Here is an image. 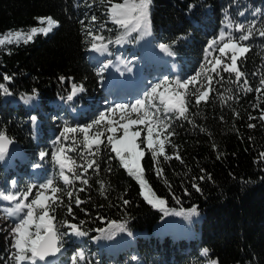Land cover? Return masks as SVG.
Listing matches in <instances>:
<instances>
[{"label":"trees","instance_id":"1","mask_svg":"<svg viewBox=\"0 0 264 264\" xmlns=\"http://www.w3.org/2000/svg\"><path fill=\"white\" fill-rule=\"evenodd\" d=\"M122 1L111 0L112 3ZM109 6L108 0H0V34L8 30L27 31L38 25L37 17L52 16L59 22L50 33L37 34L28 43L20 40L0 46V84L14 96L33 93V90L38 96L37 104L27 107L4 98L0 91V131L23 154L22 158L14 159L13 166L0 160V188L11 187V182L16 181L18 189H26L29 184L38 185L49 177L55 178L63 188L59 167L53 163L51 152L69 145L74 150L68 155L77 166L95 159L99 170L88 169L84 176L89 182L87 185L74 181L63 194V205H57L52 214L61 231H67L62 227L64 220L77 224L83 220L81 227L89 235L65 238V256L59 260L54 258L49 264H71L78 248L86 252L83 264H210L213 260L218 264H264V157H261L264 121L259 119L264 110V91H255L264 77V38L254 35L247 41L251 51L239 61L253 91L245 90L244 78L234 82L235 74L224 72L223 65L217 69L219 76L211 73L208 63L222 56L221 42L217 39L222 30L238 36L240 33L234 31L236 23L247 26L255 20L257 29L264 26V11L255 13L256 9L264 10V0H152L150 42L156 47L161 43L171 45L174 55H168V61L175 65V70H170L150 64L146 74L152 84L165 77L170 81L186 80L203 72L202 65L214 78L206 103L196 104L192 96L194 88L190 86L186 118L178 114L171 117V130L175 134L168 137L171 143L165 142L170 159L157 157L163 174L157 175V163L150 151L145 150L141 159L151 191L166 201L169 210L183 209L187 213L195 207V213L190 214L192 232L184 230L179 235L175 233L179 227L171 224L179 215L170 212L165 216L144 199L136 179L111 151L105 139L106 129L95 155L82 147L83 133L69 134L68 140H56L66 122L76 127L87 125L99 116L101 105L97 99L104 100L106 90L99 80L104 73H99L89 56L95 36L103 37L96 43L108 45L105 61L119 64L121 57L125 69L133 63L140 65V58H133L134 55L145 61L149 48L141 41L140 31L115 24L109 18ZM92 16L97 19L93 21ZM89 31L93 36L88 35ZM118 38L122 39L120 44L115 43ZM210 41L216 43L209 47ZM230 55L222 57L225 63H231ZM5 75L12 79L5 81ZM61 76L66 78L64 82ZM73 82L85 89L76 97L75 104H87L74 114L65 106L50 103L55 97L67 94ZM205 82L206 77H202L200 84ZM141 90L133 91L131 96L135 100L142 98ZM228 96L233 99L228 100ZM33 114L38 119L35 126ZM249 124L255 127L250 128ZM96 130L97 126H93L91 131ZM141 134L138 144H142L147 129ZM73 136L79 143L74 142ZM41 151L47 153L43 160L39 157ZM35 163L41 165L40 169L31 170L29 166ZM193 183L200 191L192 187ZM81 188L84 191H79ZM67 191L74 193L71 200L74 219L67 215L70 202ZM76 196L84 201L80 207L75 205ZM124 200L129 203L125 205ZM109 221L124 223L126 231L131 233V241L120 246L117 254L115 250L110 254L105 249L99 254L98 239L92 237H99L101 233L97 229L103 228L107 230L102 234L104 240L110 241L117 231L111 234ZM8 230H0V264L7 259ZM87 244L95 247L94 255ZM204 249L209 250L207 256L202 255Z\"/></svg>","mask_w":264,"mask_h":264},{"label":"snow or ice","instance_id":"2","mask_svg":"<svg viewBox=\"0 0 264 264\" xmlns=\"http://www.w3.org/2000/svg\"><path fill=\"white\" fill-rule=\"evenodd\" d=\"M108 2L110 4L107 9L109 18L115 24L124 27L126 30H135L143 27L146 32L150 31V6L152 0H123V3H112L111 0H108ZM190 7L192 6L190 5ZM262 11L264 10L256 9L255 13H261ZM36 19L38 26H33L26 32L16 31L10 35L15 36L17 42L20 41L21 37H24L23 42L28 43L37 34L47 35L55 27L59 26V22L52 16L37 17ZM91 19L95 21L97 18L96 16H92ZM255 24V20L247 26L236 23L234 31L240 33L238 36L233 35L232 31L222 30L217 38L221 42L219 52L222 56L216 57L214 63L208 62L211 73L219 76L220 73L217 69L223 65L224 72L235 74L234 82L239 83L244 78L243 85L246 91H253V89L248 86L249 81L245 78L246 74L241 71L239 61L241 58H246V54L251 51V46L246 43L247 41L252 39L254 35L264 38V26L257 29ZM88 35L93 36V33L89 31ZM181 38L183 37H178V39ZM97 40H103V37H94L91 43V50L100 54L108 52V45L96 43ZM12 42L9 36L0 37V44ZM121 42L122 39L120 38L115 41L116 44H120ZM175 43L176 41H172V44ZM215 43L216 41H210L209 47ZM158 47L168 55H174L171 51V45L161 43ZM228 53H231L230 64L225 63L222 59V57L228 56ZM110 64L111 61L101 66L99 73H102ZM202 69L203 72H197L195 76L189 77L186 80L178 78L175 81H170L165 77L163 80L153 83L144 92L143 98L136 99L127 104L113 103L101 111L99 116L87 125L70 127L66 122L56 140H68L70 138L69 134L83 133L82 147L87 149L89 154L95 155L99 152V146L103 143L102 137L105 134L104 129H106L108 133H111V135L107 136V143L111 145V151L116 154L121 166L128 171L129 175L136 179L141 188V195L149 204L154 208H159L164 212L165 216L169 215L170 212L175 215L193 214L196 211L195 207L187 210V213L183 209L180 211L169 210L166 207V201L155 196V193L151 191L145 179V169L141 164V159L145 155V150L150 151L153 161L157 163V175L163 174V170L158 167L157 157L162 156L165 160L170 159L165 152V142L171 143L168 137L175 134L171 130L170 120L175 114L185 117V113L188 111L187 94L189 87L192 86L194 88L192 96L197 105L201 102L206 103L210 99L214 78L209 74L207 67L202 65ZM128 71H131V69L129 68ZM202 77H206L204 84H200ZM11 79L12 77L10 76H4L5 81ZM65 79L63 76L60 77L61 82H64ZM68 79L71 80V78ZM172 84H175L176 87L172 88ZM259 84L260 86L256 87L255 91H264V77L260 79ZM0 91L6 95L10 94L4 84H0ZM84 91L85 89L82 84L78 86L73 82L66 100L71 102L78 93ZM220 95L223 100V93ZM35 96L36 90H33L31 96L26 95L22 99L27 103L35 99ZM227 99L231 100L233 97L228 96ZM249 119H255V117L249 116ZM259 119L264 121V110H261ZM32 120L35 122L36 117L33 116ZM102 124L103 127H99ZM138 125H144L147 129V135L143 136L142 144L137 143V138L142 135L141 131L134 130V126ZM93 126H97L95 133L91 131ZM248 126L250 128L255 127L253 124H249ZM120 130H122L123 134L117 136L116 133ZM162 133H166L163 138H161ZM72 139L74 142L79 143V141L75 140L74 136ZM11 143L12 141L7 137L6 133L0 131V160L5 158ZM73 150L69 145H63L58 151L53 150L51 152L53 163L59 167V179L63 181V188L58 186L53 177L47 178L38 185L29 184L26 189H18L16 181L12 182L11 187L6 185L0 188V202H6L0 203V219L12 220V226L8 230L10 238L9 250L4 264H49V257H54L62 252L65 238L70 236L87 237L89 235L81 227L85 223L83 220L79 221L78 224L72 223L71 220H64L62 227L67 229V231H61L55 224V217L52 214L55 212L57 205H63V194L66 189L73 185L74 181H80L82 184L87 185L89 182L84 176L88 169L99 170V164L95 159L86 160L85 164L77 166L68 155V152ZM46 156L47 153L44 151L39 153L41 160ZM261 157H264V152L261 153ZM176 158L179 159L180 157L177 156ZM40 166L39 164L34 165L35 168H39ZM77 168L82 169V172H78ZM108 171H111V169L109 168ZM203 178L201 177V179ZM100 183L103 189V182ZM192 187L200 191V188L195 183H193ZM79 191H84V189L81 188ZM33 192H35L34 196ZM73 196L74 193L72 191H67V197L70 201L67 205V215L74 219L75 214L71 204ZM83 203L84 201L79 196H76V207H80ZM123 203L126 205L129 201L124 200ZM108 223L109 229L112 230V235L116 231H126L124 223H118L117 221H109ZM97 231L104 234L107 230L101 228L97 229ZM129 234L131 235V233ZM98 238L92 237V239ZM208 251V249L202 250V255L207 256ZM86 259L85 250L78 249L71 257V264H83ZM210 264H218V262L213 260L210 261Z\"/></svg>","mask_w":264,"mask_h":264},{"label":"rangeland","instance_id":"3","mask_svg":"<svg viewBox=\"0 0 264 264\" xmlns=\"http://www.w3.org/2000/svg\"><path fill=\"white\" fill-rule=\"evenodd\" d=\"M117 3H123L122 2H117ZM38 26V25H36ZM140 31V35H141V41L149 48L147 54L145 55V61H142V57H139L137 55H134L133 58H140V65L138 66L137 63L132 64L129 68L131 69V71H128L130 75H132L134 78L139 77L142 80V90H141V95L143 98V94L145 91L148 90V88L152 85V80L149 78V76H147L146 73H148L147 71H149V65L150 64H156V66H160L161 68H165V69H170V70H175V65L172 62H168V58L166 57V53H164L163 56V52L161 51V53L157 50L158 48H156V45H152L150 42V31L146 32L143 28H139L138 29ZM16 31H22V32H26V30H8L2 34H0V37L2 36H9V38L14 42L17 41V38L15 36L10 35L11 33H14ZM24 37H21L20 40H23ZM6 44V43H5ZM3 44H0V46ZM156 48V49H155ZM109 53L106 52L104 54H100L97 53L93 50H90L89 52V56L90 58L93 60L95 66L97 69H100L101 66L108 64L107 61H105L104 56H106V54ZM119 60V64H124V61L121 59V57L118 58ZM123 61V63H122ZM144 68V71H142V69ZM114 69V68H113ZM141 70V71H140ZM110 71V66H108L102 73L103 76L100 77V85L104 88L107 89L106 94H103L104 96V100L101 99H97V102L101 105L100 107V112L103 111L106 107L111 106L113 103H124L127 104L129 102H132L135 100L134 97H132L130 94L131 92H126V91H120L117 92L116 88L120 83L119 78H116L114 80V85L112 86L113 89L110 90V88H106L109 86V82L108 80H106V78H104L105 75H108L107 72ZM149 74V73H148ZM111 83V82H110ZM71 86L72 83L70 84L69 87V91H71ZM163 90V89H162ZM124 92V95L123 93ZM10 94H3L4 98L11 100L12 102H21L24 105H26L27 107H31L37 104L38 102V96L36 94L35 99L29 101V102H25L22 97L23 96H31L33 93H26L22 96H14L10 91ZM63 98V99H62ZM52 104H56L59 105L60 107H66L72 114L76 113L77 110H83L87 104L86 103H80L78 108L75 107L74 105H71L67 102L66 97L61 95V96H57L54 99L51 100ZM106 105V107L104 106ZM35 116L37 118V116L35 114H33L31 116V118ZM143 129H146V127L144 125H138V126H134V130H140L142 132ZM122 130L118 131L116 133L117 136L122 135ZM111 135L110 133H106V137L105 139L107 140V136ZM103 139V137H102ZM20 149V148H19ZM18 149V150H19ZM10 151V153H9ZM6 154V157L4 159H2L1 161H3L4 164L9 165V166H13V162L15 158H22L23 154H21V150L16 152V149H11L9 150ZM12 184V182H11ZM2 203V202H0ZM6 203V202H4ZM191 221H192V215H189L188 217L184 216H176L172 219L171 224L172 226H174L175 228H178V231H175V233H177L178 235L183 233L184 230H188V233H191ZM166 222H162L161 224H165ZM12 226V220L8 219V220H4V219H0V228L1 229H9ZM184 227V228H182ZM81 238V237H78ZM130 234L127 231H117L115 236L108 242H106L104 240V236L102 234H99V238L97 240L96 245L99 248V254L102 253V250H108L107 253L110 252V250L115 246V253L117 254V252L120 249V246L124 247L126 245H128L130 243ZM86 247L88 248L89 251H91V255L95 254V247L90 246L89 244L86 245ZM81 249V248H78ZM77 249V250H78ZM65 247L63 248L62 252L60 254H62V256H56V259H60L63 258L65 256Z\"/></svg>","mask_w":264,"mask_h":264},{"label":"bare ground","instance_id":"4","mask_svg":"<svg viewBox=\"0 0 264 264\" xmlns=\"http://www.w3.org/2000/svg\"><path fill=\"white\" fill-rule=\"evenodd\" d=\"M141 28H143V27H141ZM156 48H158L157 50L161 53L162 50H161L159 47H156ZM156 48H155V49H156ZM162 52H163V51H162ZM164 53H165V52H163V56H164ZM161 54H162V53H161ZM108 82H109V81H108ZM113 85H114V83H109V86L106 87V88H110V90H111V89H113V88H112ZM117 88H118V86H117ZM117 88H116V91L118 92ZM105 90L107 91V89H105ZM14 148L16 149V152L20 151V150H18L19 147H18L17 145H14V146H13L12 148H10L9 150L14 149ZM9 153H10V151H9ZM7 154H8V153H7ZM5 157H6V156H5ZM69 175H71V174H69ZM106 250H107V249H106ZM111 250H113V248H112ZM106 252H107V251H106Z\"/></svg>","mask_w":264,"mask_h":264},{"label":"water","instance_id":"5","mask_svg":"<svg viewBox=\"0 0 264 264\" xmlns=\"http://www.w3.org/2000/svg\"><path fill=\"white\" fill-rule=\"evenodd\" d=\"M35 128H37V127H35ZM7 135V134H6ZM7 137L12 141V143L9 145V149L10 148H12L14 145H16L14 142H13V140L7 135ZM57 256V255H56ZM56 256H54V257H49L48 258V261H51L52 259H54Z\"/></svg>","mask_w":264,"mask_h":264}]
</instances>
